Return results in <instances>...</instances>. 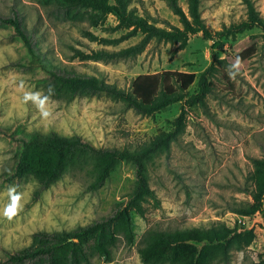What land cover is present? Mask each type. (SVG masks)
Masks as SVG:
<instances>
[{
	"label": "rangeland",
	"instance_id": "374dc122",
	"mask_svg": "<svg viewBox=\"0 0 264 264\" xmlns=\"http://www.w3.org/2000/svg\"><path fill=\"white\" fill-rule=\"evenodd\" d=\"M264 21V0H251ZM201 15L212 32L248 20L243 0H200ZM188 12L187 0H179ZM140 16L161 28L181 27L163 0H132ZM16 10L34 37L43 68L97 76L119 89L131 91L145 75H162L165 88L178 87L192 96L199 90L202 73L213 63L212 41L202 33L192 35L185 49L152 42L135 59L80 61L74 49L89 52L103 46L84 36L90 30L100 37L115 38L125 31H109L117 21L109 16L105 25L93 27L86 12L61 13L56 0H0V14ZM132 38L109 50L136 44ZM223 60L218 64L214 89L206 107H186V129L174 143L169 156H159L150 167V184L160 205H145L146 217L132 213L135 245L128 247L123 237L113 249L112 261L98 254L90 264H145L140 257L151 231L201 229L236 230L240 238L228 258L217 254L211 264H264V221L260 215L244 216L241 210L253 204L259 192L256 161L264 159V31L253 29L225 41ZM237 57L241 67L233 79L229 75ZM29 61L22 42L10 27L0 25V126L20 127L24 132H57L81 136L98 148L137 149L156 135L169 131L182 112L173 104L151 116H143L124 103L106 95L81 97L72 102L48 98L45 118L37 104L25 101V93L44 92L39 80L46 77L42 67L24 69L18 62ZM17 144L0 135V258L30 245L38 232L69 231L111 215L126 203L136 185L131 164H120L106 184L93 191L96 176L93 163L69 168L63 177L33 202L36 183L24 180L4 183L14 167ZM15 187L21 195L20 208L11 220L3 215Z\"/></svg>",
	"mask_w": 264,
	"mask_h": 264
},
{
	"label": "trees",
	"instance_id": "16d2710c",
	"mask_svg": "<svg viewBox=\"0 0 264 264\" xmlns=\"http://www.w3.org/2000/svg\"><path fill=\"white\" fill-rule=\"evenodd\" d=\"M163 1L178 17L181 27H158L136 13L132 8V0H56L61 13L84 11L93 27L105 25L109 16H113L117 25L110 26L109 31H125L119 37L108 38L85 30V38L103 48L89 52L74 49V57L83 62L135 59L152 42L177 45L179 50H183L190 36L202 33L213 43V63L202 73L199 90L192 96L178 87L165 88L164 77L160 74L142 76L135 81L131 91H126L97 76L60 68L47 70L39 60L34 37L20 14L16 10L11 15L0 14V25L14 31L29 58V61L18 62L17 66L24 69L42 67L47 75L39 80V85L49 98L72 102L81 97L106 95L143 116L154 115L173 104H182V112L169 131L156 135L134 150L98 148L81 136H65L54 131L24 132L17 126H0V135L12 140L18 147L14 167L3 177V181L14 184L33 180L36 183L33 202L39 201L42 194L56 184L69 168L90 162L96 169V176L90 185L93 191L101 189L122 163L134 167L136 178L135 188L126 203L121 204L111 215L69 231L38 232L30 245L15 252H6L0 258V264H90L95 254L111 262L113 249L117 247L120 237L124 238L128 247H133L136 233L132 213L145 218L146 204L153 202L155 206L160 205L150 184V167L159 156H169L173 144L184 134L186 107H206L207 96L214 89L212 78L218 72L217 65L223 64V60L216 57V51H223L226 40L234 39L246 31L255 28L264 31V21L251 0H243L248 9L247 21L215 33L207 28L202 18L200 0H187L188 12L182 8L179 0ZM136 37H140V40L131 46L119 50L106 48L116 47ZM49 88L52 89L51 94ZM256 166L259 192L254 195L253 204L240 212L244 216L260 215L264 221V159L257 160ZM239 238L236 230L227 227L212 231H151L139 253L145 264H211L217 254L223 260L227 259Z\"/></svg>",
	"mask_w": 264,
	"mask_h": 264
},
{
	"label": "clouds",
	"instance_id": "9594fccd",
	"mask_svg": "<svg viewBox=\"0 0 264 264\" xmlns=\"http://www.w3.org/2000/svg\"><path fill=\"white\" fill-rule=\"evenodd\" d=\"M241 67L240 59L237 57L235 62L231 65V69L229 71V75L234 79L235 76L239 73ZM52 89L49 88V93L51 94ZM48 96H44L41 98V93L36 92H28L25 93L24 99L25 101L31 100L37 104V107L40 109L41 114L47 118L49 116V112L45 109L46 101L48 100ZM8 195L10 197V203L6 205L3 210V215L11 220L14 216L17 215L20 208L21 195L16 192L15 187H10L8 189Z\"/></svg>",
	"mask_w": 264,
	"mask_h": 264
}]
</instances>
